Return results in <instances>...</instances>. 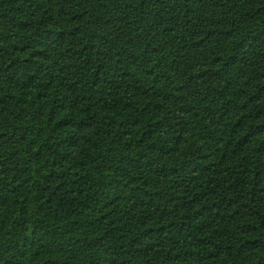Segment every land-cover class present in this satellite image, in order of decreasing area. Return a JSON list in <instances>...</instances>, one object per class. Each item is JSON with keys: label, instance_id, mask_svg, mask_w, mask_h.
<instances>
[{"label": "trees", "instance_id": "16d2710c", "mask_svg": "<svg viewBox=\"0 0 264 264\" xmlns=\"http://www.w3.org/2000/svg\"><path fill=\"white\" fill-rule=\"evenodd\" d=\"M0 264H264V0H0Z\"/></svg>", "mask_w": 264, "mask_h": 264}]
</instances>
